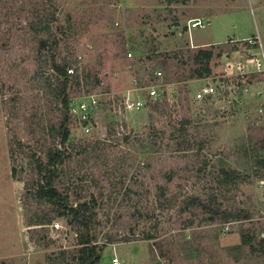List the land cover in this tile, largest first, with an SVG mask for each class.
Here are the masks:
<instances>
[{
  "label": "rangeland",
  "instance_id": "rangeland-1",
  "mask_svg": "<svg viewBox=\"0 0 264 264\" xmlns=\"http://www.w3.org/2000/svg\"><path fill=\"white\" fill-rule=\"evenodd\" d=\"M40 11L55 13L56 31L71 27L56 57H68L74 73L92 75L87 85L73 88L71 100L97 101L90 133L70 120L77 147L66 164L71 200L94 196L103 203L99 242L131 230L156 236L106 246L101 264L115 258L121 264H264V167L256 163L264 159V72L246 64L264 53V0H0V264H62L60 253L68 256L79 247L63 218L54 219L59 230L29 225L35 212L48 209L25 201L19 172L27 161L13 163L9 151L14 135L33 145L37 122L51 125L62 117L61 107L43 94L50 62L41 74L39 41L30 30ZM196 19L205 26L190 29ZM200 49L213 52L212 74L185 80ZM209 83L218 93L196 101L195 93ZM151 86L160 100L148 97ZM128 97L145 100L146 107L126 112ZM154 102L161 103L158 111ZM221 168L244 178L220 196L222 208L247 219L207 223L200 211L181 213L187 196L220 194ZM170 171L177 175L167 183ZM125 186L137 193L122 201ZM159 186L176 206L157 208ZM136 203L154 211L151 220H138V228L130 217ZM118 214L121 220L113 218Z\"/></svg>",
  "mask_w": 264,
  "mask_h": 264
},
{
  "label": "trees",
  "instance_id": "trees-1",
  "mask_svg": "<svg viewBox=\"0 0 264 264\" xmlns=\"http://www.w3.org/2000/svg\"><path fill=\"white\" fill-rule=\"evenodd\" d=\"M50 1V0H49ZM52 1V0H51ZM55 13H47L40 11L36 20L30 24V30L38 37L39 41V70L42 74L48 69L47 64L50 62V71L52 74L46 76L43 80V94L54 99L56 106H60L62 117L56 124L48 125L46 122H37L32 134L37 137L33 139V145L24 143L17 136H13L10 140V156L13 163H16L19 158L27 161V168H23L21 164L22 181L25 186V201H32L39 206H46L48 210H38L34 213V218L30 222V226L47 227L54 222L55 218H63L66 224L76 232L78 248L70 255L65 252L60 253V262L62 264H101L103 252L106 246L116 243H130L136 241H150L156 239L155 234L143 229L138 234L131 230V233L126 235L106 234L102 242H99L100 236L98 229L102 225L98 217V209L103 208V203H100L98 198L91 196L89 200H71V195L74 193L70 186L65 185V180L69 177L66 171V164L72 161V152H77V147L74 146L71 138L70 115L69 108L71 104V93L73 88H81L90 82L92 75L88 72L72 75L68 70L73 67V62L68 57H56V50L60 45L63 36H67L71 30L70 25L65 29L56 31ZM57 27V26H56ZM59 34L62 36L59 37ZM62 37V38H61ZM213 49V48H212ZM44 53V54H43ZM55 53V54H54ZM213 58L211 49H200L193 56V64L195 69L190 72V75L185 80H200L209 77L212 74L210 62ZM59 60V62H58ZM161 103L155 102L154 109L158 111ZM184 125L179 129L180 135L185 132ZM36 130V131H35ZM186 143V142H184ZM182 145V144H181ZM88 151L87 147H82L81 152ZM264 167V159H259L256 162ZM23 169V170H22ZM26 173V178H23V173ZM14 177L18 176L17 167L13 168ZM176 172L170 171L164 174L167 183H172L176 177ZM243 176L238 171L231 168H221L216 176L219 195L209 193L207 198H202L199 195H190L182 200L180 212L187 213L194 210L200 211L205 215L204 220L208 222L220 221L222 223H232L247 219V214L243 212L232 213L224 210L220 204V196L226 192H231L237 188L239 183L243 181ZM134 189L129 186L122 187L120 194L122 201L136 195ZM169 195L168 189L158 187V203L157 208L165 210L176 206L172 198H167ZM171 199V200H169ZM133 205V204H132ZM132 206L133 211L130 212L131 219L134 220L135 226L138 220L141 222L149 221L154 215V211H148L142 205L137 207ZM114 215L113 218H122L121 214ZM116 223V220H114ZM157 229L158 227L155 226ZM250 237H243V243L250 244ZM264 246V238L260 241Z\"/></svg>",
  "mask_w": 264,
  "mask_h": 264
},
{
  "label": "built area",
  "instance_id": "built-area-1",
  "mask_svg": "<svg viewBox=\"0 0 264 264\" xmlns=\"http://www.w3.org/2000/svg\"><path fill=\"white\" fill-rule=\"evenodd\" d=\"M206 22L202 19H196L193 20L192 23L190 24V29H195V28H202L204 27ZM132 56V53H129V57ZM251 63L255 68V71L257 72H264V53L261 54V56L258 54L256 56H253L252 59H247L246 64ZM246 64L244 63H239V66H242L245 68ZM69 74H73L74 70L70 69L68 70ZM248 71L241 70L240 75H246ZM158 76H161V73L157 74ZM175 93H177V89L175 90ZM218 93L217 86H215L212 83L207 84L206 86L202 87L200 90H198L194 98L196 101H205L209 98H212ZM148 97L151 100L158 101L160 100L161 96L156 88V86H151L147 90ZM155 103V102H154ZM97 105V101L93 100L91 103L87 101H80V102H74L72 101L70 104L69 112L72 118L80 125L83 130H85L87 133L91 132L90 126V121H92V110L93 108ZM146 107V102L145 100L141 98H132L128 97L124 100L123 102V108L126 112L129 113H137L140 111H143V109ZM260 113L264 114V107L260 108ZM260 184L264 186V180L260 181ZM52 228L59 230L62 229V226L60 223L53 222L52 223ZM112 264H121L118 259H113Z\"/></svg>",
  "mask_w": 264,
  "mask_h": 264
}]
</instances>
